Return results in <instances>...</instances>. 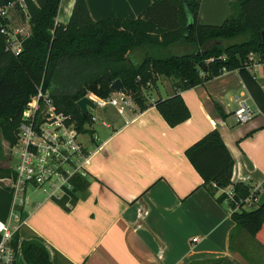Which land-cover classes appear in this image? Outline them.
I'll return each instance as SVG.
<instances>
[{"label":"crops","instance_id":"0c3cea01","mask_svg":"<svg viewBox=\"0 0 264 264\" xmlns=\"http://www.w3.org/2000/svg\"><path fill=\"white\" fill-rule=\"evenodd\" d=\"M74 1L60 0L57 22H68ZM85 1L95 21L134 19L153 2ZM230 1L201 0L199 22H223L231 13ZM250 72L264 91V63L253 62ZM173 83L159 76L144 89L149 103L144 110L134 103L123 113L109 104L87 108L98 110V115L91 112L96 116L89 125L91 132H83L89 133L90 143L81 139L91 152L86 188L67 207L29 189L27 202L17 207V217L8 219L19 239L41 241L51 264H256L250 250L260 253L264 246L235 226L228 202L216 198L220 190L213 195L202 185L184 150L216 128L234 159L231 180L248 176L244 181L257 190L255 201L260 203L264 201V113L255 106L237 70H231L181 91L190 115L171 126L153 102L171 96ZM235 95L249 97L257 110L247 121L237 122L232 114L237 108ZM216 103L227 117L218 114ZM13 264H28L20 248Z\"/></svg>","mask_w":264,"mask_h":264},{"label":"trees","instance_id":"16d2710c","mask_svg":"<svg viewBox=\"0 0 264 264\" xmlns=\"http://www.w3.org/2000/svg\"><path fill=\"white\" fill-rule=\"evenodd\" d=\"M9 1L18 0H0V6ZM200 1L153 0L137 18L95 21L86 1L75 0L68 22L59 23L60 0H22L30 32L19 36L22 48L18 55L6 49V38L0 32L3 139L9 146L15 142L21 112L39 86L50 92L58 110L69 114L81 132H91L92 121L91 112H82L78 100L89 95L108 98L115 79L122 82L124 94L136 107L144 110L149 103L143 90L159 76L171 78L174 93L156 99L153 106L174 126L190 115L181 91L224 71L237 70L255 106L264 113V91L250 72L253 62L264 63V0H231V13L220 24L199 22ZM15 6L25 19L18 3ZM176 47L185 50L177 51ZM215 109L221 117H227L219 104ZM184 152L211 194L231 188L228 205L235 226L264 246V201L249 208L243 206L242 199L256 197L257 190L245 181L231 180L234 159L219 131L208 130ZM12 173L11 166L2 168L0 178ZM73 182L72 202L77 192L86 188L88 179L76 175ZM227 196L225 191L216 194L219 201ZM11 202L12 188L0 182V219L8 218ZM12 244L20 248L28 264H51L45 245L38 239H19L14 230Z\"/></svg>","mask_w":264,"mask_h":264},{"label":"built area","instance_id":"2783aa9c","mask_svg":"<svg viewBox=\"0 0 264 264\" xmlns=\"http://www.w3.org/2000/svg\"><path fill=\"white\" fill-rule=\"evenodd\" d=\"M16 3L20 10L24 11L25 20L28 22L22 0L9 1L0 6V32L6 38V49L14 55H18L22 48L19 36H26H21L20 31H11L9 11L17 10ZM4 19L8 22L3 23ZM252 57L253 54H250L249 58ZM92 100L97 107L109 104L119 113H123L133 104L124 92H115V95L108 98L97 97ZM234 100L237 108L232 114L237 122L247 121L257 111L251 106L249 97L235 95ZM95 119L96 116L91 113V121ZM103 123L107 125V122ZM82 134L70 115L58 110L50 92L39 86L21 112L16 140L10 146V156L14 158L11 166L13 173L0 178L2 184L12 188L9 216L6 220L0 219V264H13L15 260L16 250L19 247L15 248L12 244V234L15 229L8 219L11 216L17 217L19 214L17 207L27 202L29 189L42 194L44 198L63 202L65 205L72 203L73 178L76 175H88L86 165L91 155L90 150L81 140ZM247 178L248 176L242 181ZM219 190L228 194L224 199L228 202L232 194L231 188ZM255 200L256 197L249 195L242 199L243 206L251 207L256 203ZM196 239L197 237H193V240Z\"/></svg>","mask_w":264,"mask_h":264},{"label":"rangeland","instance_id":"374dc122","mask_svg":"<svg viewBox=\"0 0 264 264\" xmlns=\"http://www.w3.org/2000/svg\"><path fill=\"white\" fill-rule=\"evenodd\" d=\"M20 11H17L16 9L10 10L9 15H10V26H11V31H20L19 34L21 36L23 35H28L30 32V24L20 15ZM96 116L98 115V110L92 109V111ZM99 119H97L95 122H98ZM89 136V133H84L81 135V139L85 144H89V140H87V137ZM14 162V158L10 156V146L8 145V142L3 139L1 132H0V169L2 168H7L12 166ZM38 196L40 194H37ZM248 206L247 208H249ZM13 225V222L11 223ZM245 231L244 229H242ZM246 232V231H245ZM252 238V237H250ZM253 239V238H252ZM254 240V239H253ZM248 242L250 246H252V241L251 239L248 238ZM248 244V243H247ZM255 255V263L256 264H263L264 262V251H261L260 253H253L250 250L249 255ZM248 253H244V259L245 262L248 261Z\"/></svg>","mask_w":264,"mask_h":264},{"label":"water","instance_id":"95a60500","mask_svg":"<svg viewBox=\"0 0 264 264\" xmlns=\"http://www.w3.org/2000/svg\"><path fill=\"white\" fill-rule=\"evenodd\" d=\"M262 38H263V42H264V30L262 31ZM199 67L203 68L204 67L203 63H200ZM110 89L112 92H123L124 91L123 84L119 79H115L113 81V83L110 85ZM77 105L79 106V108L82 112H86L88 110L87 109L88 107H90V108L95 107V104L92 101V99L87 97V96L79 99L77 102Z\"/></svg>","mask_w":264,"mask_h":264}]
</instances>
